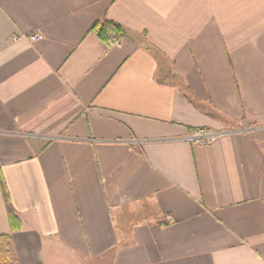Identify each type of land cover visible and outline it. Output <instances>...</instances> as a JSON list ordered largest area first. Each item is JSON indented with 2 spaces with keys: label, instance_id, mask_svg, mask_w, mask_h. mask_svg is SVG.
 I'll use <instances>...</instances> for the list:
<instances>
[{
  "label": "crops",
  "instance_id": "crops-1",
  "mask_svg": "<svg viewBox=\"0 0 264 264\" xmlns=\"http://www.w3.org/2000/svg\"><path fill=\"white\" fill-rule=\"evenodd\" d=\"M0 176L10 264H264V0H0Z\"/></svg>",
  "mask_w": 264,
  "mask_h": 264
},
{
  "label": "trees",
  "instance_id": "trees-1",
  "mask_svg": "<svg viewBox=\"0 0 264 264\" xmlns=\"http://www.w3.org/2000/svg\"><path fill=\"white\" fill-rule=\"evenodd\" d=\"M91 30H95L98 36L104 41L110 42V36L112 34L121 33L124 29L120 23L106 18L96 20L92 25ZM0 182L3 190V196L7 204L10 221L13 224L18 223L20 221L19 216L16 214L11 205L9 192L2 176H0ZM15 262H17V258L13 247L12 235L0 234V264H10Z\"/></svg>",
  "mask_w": 264,
  "mask_h": 264
},
{
  "label": "built area",
  "instance_id": "built-area-1",
  "mask_svg": "<svg viewBox=\"0 0 264 264\" xmlns=\"http://www.w3.org/2000/svg\"><path fill=\"white\" fill-rule=\"evenodd\" d=\"M18 37L19 35L13 36L14 39ZM43 37H44V34L42 32H32L31 34L27 35V38L31 41L40 40ZM111 40L115 44L121 43L120 38H118L117 36H113ZM219 136H220V132H216V131H213L211 129H206V128H198V130H196L195 132H193L187 137L190 140L196 141V142H210Z\"/></svg>",
  "mask_w": 264,
  "mask_h": 264
},
{
  "label": "rangeland",
  "instance_id": "rangeland-1",
  "mask_svg": "<svg viewBox=\"0 0 264 264\" xmlns=\"http://www.w3.org/2000/svg\"><path fill=\"white\" fill-rule=\"evenodd\" d=\"M196 130H198V128L195 129V130H193L192 132H190L187 136H189L190 134H192V133L195 132Z\"/></svg>",
  "mask_w": 264,
  "mask_h": 264
}]
</instances>
